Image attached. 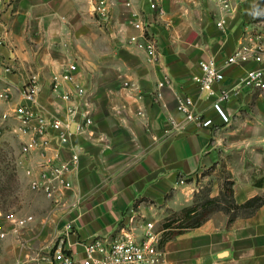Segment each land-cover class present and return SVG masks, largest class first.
<instances>
[{"label":"crops","instance_id":"1","mask_svg":"<svg viewBox=\"0 0 264 264\" xmlns=\"http://www.w3.org/2000/svg\"><path fill=\"white\" fill-rule=\"evenodd\" d=\"M116 1L115 22L108 28L97 21L91 0H16L0 19L5 34L0 91L11 94L9 100L0 99L4 113L23 102L21 89L37 73L41 92L35 108L62 114L64 101L51 81L70 62L78 66L77 81L91 92L94 123L72 140L82 147L80 170L71 176L73 189L53 203L51 217L63 219L57 236L65 238L76 258L85 254L84 241L116 237L132 214L141 237L140 223L157 225L201 194L218 196L220 168L234 181L235 203L264 196V89L241 88L225 102L231 118L226 122L213 107V97H200L194 79L202 73V60L233 54L251 30L259 35L264 68V26L253 21L258 0H233L229 13L212 0H158L168 12L163 18L148 0ZM133 10L151 23L161 52L157 63L148 60L142 37L128 43L139 32L132 25ZM223 14L225 28L217 23ZM164 71L173 82L159 98L157 83ZM224 72L217 87L235 85L244 67L231 64ZM125 80L139 86L142 99L138 90L124 87ZM65 88L71 85L64 83ZM179 94L192 95L199 112L213 123L188 120L178 109ZM169 116L183 128L168 132ZM19 139L22 144L20 134ZM70 154L67 147L63 158ZM18 162L30 184L35 173L27 170L34 161L21 146ZM234 214L231 219V213L215 210L201 225L163 239L160 264H264V203L242 206Z\"/></svg>","mask_w":264,"mask_h":264},{"label":"built area","instance_id":"2","mask_svg":"<svg viewBox=\"0 0 264 264\" xmlns=\"http://www.w3.org/2000/svg\"><path fill=\"white\" fill-rule=\"evenodd\" d=\"M16 0H0V19L6 8L12 6ZM93 12L97 21L104 27H110L115 22L114 8L116 0H91ZM150 7L157 11L159 18L167 15V10L158 0H148ZM219 3L225 13L235 9L233 0H212ZM132 6V2H127ZM132 25L139 32L131 35L128 43H138L142 37L144 48L151 62L161 60V52L157 37L150 31L151 23L138 11H132ZM227 16L223 14L217 21L218 25L225 28ZM259 35L254 31H248L237 50L219 60L210 56L201 61L202 73L194 77L198 84L200 97H213V107L221 118L230 122V115L225 109V102L237 95L241 88L264 89V68L260 65L263 60V47L256 38ZM5 34L0 33V49L4 45ZM248 42V44L246 43ZM247 63L251 65L247 66ZM254 63V64H252ZM238 64L244 67V73L238 82L232 86H220L225 80L224 68ZM78 69L76 62L65 65L61 71L52 76V90L64 101L62 114L45 113L35 108L39 103L41 85L37 73H31L29 81L22 87L23 102L15 106L12 111L4 113L5 118H13L16 121L18 133L23 136L21 152L24 156L33 158V166L28 168L31 178V189L43 192L47 197L60 201L73 189L71 176L80 170L82 147L72 144L75 136L87 132L94 123L91 92L79 83L75 77ZM173 79L166 71L157 83L158 96L162 97L161 89L172 84ZM64 83H69L71 88L62 89ZM124 87L130 90H138L137 97L142 99L144 93L139 86L125 80ZM8 90L0 91V98L10 99ZM178 109L185 114L188 120L196 121L203 125H211L213 119L203 117L196 106L192 95L177 96ZM170 132L172 129H181L183 125L173 116L168 117ZM67 147H71L68 159L63 158ZM186 182L185 179L180 180ZM14 231L20 232L27 219L14 216ZM135 215L129 217L128 223L122 228L121 233L110 239L109 237H93L84 241L85 254L76 258L70 247L66 245L65 238L61 237L56 245L53 264H160L163 258L162 231L156 229L154 221L140 223L143 234L138 237L135 233ZM72 224L69 225V227ZM9 234L6 229L2 212L0 211V241Z\"/></svg>","mask_w":264,"mask_h":264},{"label":"rangeland","instance_id":"3","mask_svg":"<svg viewBox=\"0 0 264 264\" xmlns=\"http://www.w3.org/2000/svg\"><path fill=\"white\" fill-rule=\"evenodd\" d=\"M253 21H259L264 26V4L254 14ZM3 113L0 105V211L9 231L8 236L0 241V264H53L54 251L60 239L57 235L63 228V219L59 222L51 219L53 203L59 201L31 189L24 179L18 162L21 140L16 121L5 118ZM219 176L222 184L221 193L217 196L219 202H208L210 196L207 193L201 194L193 203L200 206V212L195 219L210 216L219 207L232 206L231 189L234 181L229 178L226 168H220ZM12 215L27 219L18 233L14 231ZM191 222L193 221H184L185 224ZM156 229H163L162 222L156 225ZM167 231L162 230L163 239Z\"/></svg>","mask_w":264,"mask_h":264},{"label":"trees","instance_id":"4","mask_svg":"<svg viewBox=\"0 0 264 264\" xmlns=\"http://www.w3.org/2000/svg\"><path fill=\"white\" fill-rule=\"evenodd\" d=\"M264 4V0H258L257 3L253 7V15L257 12H259ZM233 189H231V192ZM234 192V191H233ZM233 195V194H232ZM263 196L257 195L251 199H249L246 203L239 205L235 203L234 199L232 201V206L229 207H219L216 210H224L228 213H231L230 218H234L235 214L232 213V211H236L242 206H253L258 207L261 204L264 203ZM208 202H219V198L216 197H209ZM200 212V206L197 204H192L188 206L182 207L180 210L172 211L167 217H165L161 222L163 224V229L168 230L167 233H165V239L172 238L176 236L177 234L183 232L184 230L192 227H196L201 225L209 216L203 217L200 219H195L196 216ZM193 221L191 223L185 224L184 221Z\"/></svg>","mask_w":264,"mask_h":264}]
</instances>
